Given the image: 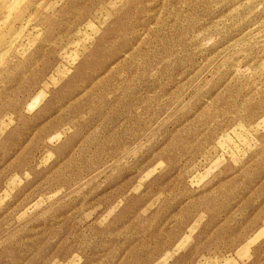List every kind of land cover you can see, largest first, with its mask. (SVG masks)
I'll return each instance as SVG.
<instances>
[{
  "label": "rangeland",
  "instance_id": "obj_1",
  "mask_svg": "<svg viewBox=\"0 0 264 264\" xmlns=\"http://www.w3.org/2000/svg\"><path fill=\"white\" fill-rule=\"evenodd\" d=\"M0 264H264V0H0Z\"/></svg>",
  "mask_w": 264,
  "mask_h": 264
}]
</instances>
